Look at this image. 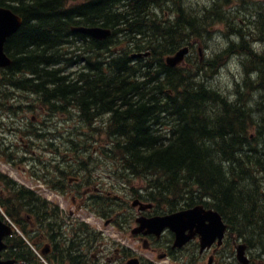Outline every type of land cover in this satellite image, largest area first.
I'll use <instances>...</instances> for the list:
<instances>
[{"label":"trees","instance_id":"16d2710c","mask_svg":"<svg viewBox=\"0 0 264 264\" xmlns=\"http://www.w3.org/2000/svg\"><path fill=\"white\" fill-rule=\"evenodd\" d=\"M232 1L191 7L183 0H0L22 18L5 44L12 62L0 74V104L5 82L11 90L32 95L48 115L75 108L89 129L106 115L101 125L108 139L105 154L121 162L122 175L129 171L147 177V197L153 190L152 201L161 202L163 196L172 210L203 203L219 211L249 245L264 247V96L254 108L247 104L252 75L242 81L244 92L236 85L234 102L203 78L237 53L264 91V53L255 52L250 42L264 41V3H252L238 17L240 8L226 9ZM215 23H225L226 33L237 42L230 38L209 59L193 54L191 66L166 65L164 56L191 38L204 39ZM80 24L102 25L112 33L96 40L71 31ZM144 51L150 53L131 59L132 52ZM54 53L60 59L67 53L86 56L80 68L65 71L71 59L53 68ZM32 106L29 102L26 108ZM253 127L256 131L249 135ZM0 179L7 180L4 175ZM18 204L37 207L31 200L19 199ZM0 205L18 221V206L9 199H0ZM9 243L12 256H27L36 264L35 253L20 236Z\"/></svg>","mask_w":264,"mask_h":264},{"label":"flooded vegetation","instance_id":"af4514ba","mask_svg":"<svg viewBox=\"0 0 264 264\" xmlns=\"http://www.w3.org/2000/svg\"><path fill=\"white\" fill-rule=\"evenodd\" d=\"M8 86L5 82L1 86L6 89V97H4L3 104H0V106H2L1 108L4 106L10 110V100L14 98H10V96L14 95L17 90H11ZM96 119L91 127H95ZM48 122L50 121L47 119L33 121L29 118L24 122V127L16 128L0 122V131L4 127H10V131L14 134L19 132L24 133V136L19 133L21 139L27 137L30 140L29 142H23L24 151H17L18 161H24L25 154L38 153L40 148L56 155H63L61 149L68 148V151H73L76 155L75 157L68 156L67 161L64 155L61 156V161L51 163L53 167H49L48 163L45 165L41 164L40 167L37 166L38 172L34 170V174L38 173L35 183L29 182L26 184L19 182L14 184L15 187L20 188L19 196L23 200L37 202V207L32 212L35 214L34 224L28 226L27 220H25L23 226L30 229L31 240L44 253L45 259L52 264H130L131 258H137V264H201L205 256H208L211 252L217 254L218 250L222 247L226 248L227 253L230 254V240L227 232L224 234L222 242L219 245L215 241L210 248L200 251L198 249L199 236L197 234L182 248H175L172 246L173 235L168 230H164L158 236L153 233H146V229L143 232L142 230L138 231L136 228H138L139 217L154 214L153 209L155 205L149 210L144 211L139 210L138 205L132 206L131 203L126 208L121 206V211L118 209L117 211L100 210V206L103 203L105 207L106 204L108 207L107 201L116 196L113 190L115 186L113 185L114 187L111 188L109 184L107 185V180L105 176L101 175L104 174L101 170H90L86 162L80 160L78 153L84 157L83 151L79 144H70L76 140L72 135H69L67 132L69 138L65 136L64 141H59V131ZM90 131L92 130L90 129ZM13 146L16 145L10 142V146L5 150L9 152L12 148H16ZM103 148L104 152L102 148H100V152L105 154L107 147L103 146ZM19 153H21V156H19ZM52 160H57V158L55 157ZM8 163L13 165L9 161ZM117 164L118 169L116 168V172L120 171L122 167L121 162ZM49 169L51 173L48 178ZM116 175L120 174L117 172ZM2 185L6 187L4 183ZM146 188L143 184L139 189L133 190L131 202L132 200L147 202L148 193L145 195ZM4 190L0 186V195L3 196V199H6ZM111 192L114 194H111ZM58 198L67 201L68 206L59 208L56 203ZM47 203L52 204L53 209H48ZM76 203V208L73 209L72 206ZM118 205L120 204L116 206ZM82 209L86 210L93 217L90 216V219H96L97 226L94 227L75 219L77 218L75 211L79 212ZM132 210H134L133 214ZM121 216H123V219ZM126 219L133 221V223L128 224L129 227L123 225ZM29 220H31L30 217ZM108 223L114 229L116 241L113 245H107L104 235V230ZM123 238L127 242H123ZM231 242H234L233 238ZM129 243H131L130 247H124L129 245ZM139 244L142 248H138ZM195 246L196 252L192 254L189 252L190 255H188V250L191 251L190 249ZM144 252L150 253L151 256H143ZM246 253L250 258V264H264L263 248L253 245L247 247ZM216 257L209 258L206 264H211L212 261V264H216Z\"/></svg>","mask_w":264,"mask_h":264},{"label":"rangeland","instance_id":"374dc122","mask_svg":"<svg viewBox=\"0 0 264 264\" xmlns=\"http://www.w3.org/2000/svg\"><path fill=\"white\" fill-rule=\"evenodd\" d=\"M183 1L186 4H189L191 7H202L203 5L206 6L212 3V0H183ZM240 1L242 5H240L236 1H232V4H230V6H232L233 9L238 8V7L240 8L238 10L239 13L236 14V16L238 17L244 16V14H246L252 8V3H255V0H240ZM226 29H227V26H225L224 24L216 23L212 26V28H210L209 32L206 33V36L204 38L205 41H202L203 51L208 52V53H205V57H208V59L211 58L214 55L213 52L222 51V49H224L225 47H227L228 44H230L229 41L231 39H234L233 35L229 37V35L226 33ZM119 39H122V38H119ZM119 39L116 40L117 46H118ZM124 41L125 40L123 39L122 44ZM196 42H197V39H192V43L196 44ZM241 60H242L241 55L233 53L227 60L223 62V64L220 67H218L214 72L210 73L209 74L210 76L208 78H206L207 76L203 77L205 78V82L207 86L217 90L218 93L221 94V96H223L230 102H234V100L236 99L235 87L237 84L239 86V91L241 92L245 91V88H243L241 84H242L243 79L248 76V73L247 72L245 73V68L242 67ZM185 64L187 65L195 64L193 61V57H191L188 60V62L186 59ZM252 77L253 79H255L256 76L252 75ZM254 84L257 85V82H255ZM260 93H261V89L259 90L257 86L253 90L247 91L246 94H248L247 98L249 100V103L247 104L253 105V108L257 106L256 102L259 103L261 101ZM11 97H14V98L10 100V105L11 106L17 105L18 109L15 112H12V108L8 110L9 108L7 109L4 106L3 108H1L2 106H0V122H4L5 125L16 128V127H24L25 126L24 122H26V120L29 118L32 119L33 121H36L38 119H42V120L47 119L48 121H50L48 123H51L53 127L59 131V134H58L59 141H64L65 136L66 138H69L67 136V132H68L69 135H72L77 140V141L74 140L73 143L79 144V146L81 147V150L83 151L81 152L83 153L84 157L80 153H78V156H80V160L85 161L87 166L89 167L88 169L90 170H93V169L95 171L101 170L104 173L101 175L105 176L107 180L106 181L107 185L109 184L111 188L115 186L113 190L116 196L112 197L111 199L107 201V203L109 204L108 207H107V204L105 207L103 203V205L100 206V210L105 209L106 211H117L118 209L119 211H121V208H122L121 206H124V208H126V206H130V203H131L130 199L133 195V190L139 189L140 187L143 186V181H145L146 183L147 181L142 179L141 178L142 176H136V175L130 174L129 171H128L129 174L122 175V172L120 170V171H117L118 174L120 175H116L117 174L116 168L118 169L117 163H119V161L112 160L109 156H106L105 154L100 152V148H102L104 152L103 146L107 147L108 145L107 135L104 133L103 127L100 126L101 123L104 122L103 116L98 117L96 119L95 125L97 126H95V128L92 127L93 130L90 131L89 127L83 126L84 124L80 122L77 111L73 107H71L70 109L68 108L65 109L67 111L63 110L64 112H56L53 115H48L44 113L42 110H39L38 101L34 100L33 96L30 95L29 93L26 94L24 93V91L17 90V92L14 95L10 96V98ZM29 102L33 104L32 108H26L27 106H29L27 104ZM26 104L27 106H25ZM214 104L212 105V107L216 109ZM10 127H4L0 131V158H2V160H5L6 162L7 161L11 162L13 165H10L8 162L7 163L9 164V166L8 165L6 166L0 163V171H3V173L8 174L10 177L16 179L19 182H23L26 184L29 182L35 183V179L38 177V173L34 174L35 171L38 172L36 168L37 166L40 167L41 164L45 165L48 163L49 167L50 166L53 167V164L51 163H55L56 161H61V158H62L61 156L63 155L66 157V161H67L68 156L70 155L74 157L76 156L73 151H68V148L61 149L63 155H56V154H53L52 152H49L48 150L40 148L38 153L25 154L26 155L24 157L25 160L18 161L17 151L18 152L24 151L23 142H29L30 140L27 137H23L21 139V137L19 136V133L23 136H24V133L22 134L21 132H19V133L14 134L10 131L9 129ZM255 131H256L255 127L250 128L248 134L252 135L255 133ZM35 141H36V138H35ZM10 142L14 143L16 146H13V147H16V148H12V150L8 152L5 149H7V147L10 146ZM73 143H70V144L73 145ZM261 147L262 146H260V148ZM243 148H245L246 150L247 146ZM19 156H21V153H19ZM55 157L57 158V160H52ZM115 163H116V168H115ZM50 173H51V170L49 169L48 175H47L48 178L50 177L49 176ZM120 185H123V186H120ZM144 186H145V183H144ZM149 186L150 185L147 183V187ZM150 190L151 188H146L145 195ZM111 194H114V193L111 192ZM151 196H154L153 190L151 191L150 198ZM161 201L162 202L160 203L158 202V205L155 206L154 213L161 214V213L169 212L168 209L170 207L167 201H163V200ZM56 203L58 204L59 208L60 207L64 208L65 206L66 207L68 206L67 205L68 202L63 201L60 198L57 199ZM176 203L178 205L179 204L182 205V202L180 201ZM117 204H120V205L116 206ZM147 204H150V203L147 201ZM76 205L77 203L73 205L72 208L75 209ZM180 207L181 206L179 205V208ZM125 212L127 213V211ZM133 213H134V210H132V214ZM75 216L77 217L75 219H78L82 221L83 223H87L88 225H92L94 227L97 226L96 219H93V220L90 219L91 215H89L87 211L84 209L80 210L79 212L75 211ZM121 218L123 219V216H121ZM129 223H133V221L131 219H126L123 222V225L125 227H129L128 225ZM126 231L128 230L126 229ZM126 231H125V234H126ZM104 235L106 237L107 245H113V243L116 241L115 234H114L113 227H111L109 223L104 230ZM122 240L123 242H127V240L124 238ZM130 245L131 243H129V245H126L124 247H130ZM138 246H139L138 248H142L140 244ZM206 249H208V246L205 247V250ZM190 250L191 251L188 250V255H190L189 252H191V254L195 252L193 249H190ZM143 256L150 257L151 255L148 252H144ZM214 256H217L216 264H238L235 259V255L233 254V251L230 249V254H228L226 251V248H223V247L220 250H218L217 254H214V252H211L208 256H205L201 264H206L208 259L209 258L211 259ZM193 264H199V263H193Z\"/></svg>","mask_w":264,"mask_h":264},{"label":"water","instance_id":"95a60500","mask_svg":"<svg viewBox=\"0 0 264 264\" xmlns=\"http://www.w3.org/2000/svg\"><path fill=\"white\" fill-rule=\"evenodd\" d=\"M21 17L12 12L9 8L0 6V66L10 63V59L5 55L3 45L6 38L17 30L21 24ZM74 30L87 33L95 38L102 39L110 34V29L99 26L92 27H74ZM187 52V47L180 48L173 55L166 57V62L171 65H177L183 61L184 55ZM145 55L148 53H144ZM133 56H140L136 53ZM140 229L148 228L152 232L159 233V231L169 226L176 232V244L180 245L187 240L196 231L200 233L202 239V247L209 244L210 239L216 234H222L225 225L222 223L220 215L213 210H204L202 206L197 205L192 208L180 210L165 216H154L149 219L142 218ZM207 221V223H206ZM195 227L194 230L192 228ZM189 229V233H184ZM10 232L8 225L0 220V250L5 247L2 238ZM206 241V242H205ZM244 245L237 246V258L242 263H247V258L244 255ZM0 264H13V260H1Z\"/></svg>","mask_w":264,"mask_h":264},{"label":"bare ground","instance_id":"6f19581e","mask_svg":"<svg viewBox=\"0 0 264 264\" xmlns=\"http://www.w3.org/2000/svg\"><path fill=\"white\" fill-rule=\"evenodd\" d=\"M258 40H254V43L256 44V42H257ZM260 41H262V40H260ZM255 52H257V53H264V41H262V47L259 49V48H256V51ZM51 62V61H50ZM69 62V61H68ZM241 63H242V67L244 68V65H243V62H242V60H241ZM50 64V63H49ZM52 65H53V63H52ZM65 65V64H64ZM63 65V66H64ZM51 66V65H50ZM250 67V64L248 63L247 64V69H246V71H248V68ZM64 68V67H63ZM62 68V69H63ZM90 70V69H89ZM92 71V70H91ZM94 71V70H93ZM65 73V72H64ZM70 73V72H69ZM72 73V72H71ZM90 73V72H89ZM248 73V75H253L254 76V74H251V73H253V71H249V72H247ZM66 74H68V73H66ZM80 74V73H79ZM92 74V73H91ZM98 74V73H97ZM95 75V74H94ZM101 76V75H100ZM256 77H255V79H253V77L252 76H250V77H248L247 78V81H248V83H252L253 85H254V88H256V86L258 87V89L260 90L261 88L258 86V81L256 80L257 79V75H255ZM255 82H257V85H255L254 83ZM244 92V91H243ZM260 95H263L264 96V91H262V89H261V93H260ZM241 96H242V93H241ZM243 98V97H242ZM99 115H101V114H99ZM59 116V115H58ZM95 117V116H94ZM93 120V119H92ZM127 143V142H126ZM119 144V143H118ZM263 148V145H262V147H261V149ZM152 169V168H151ZM23 191V190H22ZM32 201V200H31ZM260 248H264V247H262L261 245L259 246Z\"/></svg>","mask_w":264,"mask_h":264}]
</instances>
